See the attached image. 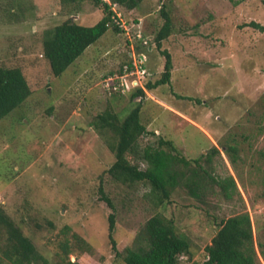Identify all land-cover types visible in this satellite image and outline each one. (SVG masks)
<instances>
[{
    "label": "rangeland",
    "instance_id": "1",
    "mask_svg": "<svg viewBox=\"0 0 264 264\" xmlns=\"http://www.w3.org/2000/svg\"><path fill=\"white\" fill-rule=\"evenodd\" d=\"M9 2L0 0V64L20 65L32 93L0 120V203L48 264L76 257L79 264H125L108 238L109 213L120 251L140 243L137 236L153 214L171 218L192 244L191 259L182 255L179 264H203L215 223L244 210L256 242L264 244V31L245 25L251 20L264 24V0H142L133 9L122 8L125 32L108 28L57 76H51L40 53L43 32L70 15L93 25L102 9L83 1L76 13H63L52 0H18L23 10L12 8L20 14L12 19ZM162 6L171 15L172 32L161 49L171 54L173 68L170 83L145 89L141 117L147 132L141 146L169 139L181 155L200 158L215 178L232 174L239 191L230 198L216 183L207 186L201 200L178 185L156 206L149 184L128 185L107 174L100 178L115 157L107 145L110 136L92 121L109 104L124 117L137 102L131 93L112 96L104 78L132 52L146 56L144 82L160 76L165 58L152 37L164 20ZM228 144L238 148L232 163ZM214 145L221 153L211 154L206 163L203 155ZM45 219L53 226H35Z\"/></svg>",
    "mask_w": 264,
    "mask_h": 264
},
{
    "label": "trees",
    "instance_id": "2",
    "mask_svg": "<svg viewBox=\"0 0 264 264\" xmlns=\"http://www.w3.org/2000/svg\"><path fill=\"white\" fill-rule=\"evenodd\" d=\"M83 1H90L102 9L103 15L99 21L93 25H84L76 22L70 15L43 32L40 53L48 63L51 76H57L65 71L108 28L123 31L112 18L113 11L109 4L103 0H52L54 7L63 13H76ZM114 1L118 2L121 9L123 7L133 9L142 0ZM17 5H20L18 0H10L6 6L8 15L12 19L20 18V14L12 9ZM18 8L23 10L21 6ZM160 14L164 19L163 23L152 37L165 58L160 76L154 81L145 80L143 86H133L125 93L119 91L110 93L114 97L131 93V99H136L137 102H134L124 117H120L109 104L96 114L92 121L99 132H107L110 136L107 145L115 157L114 162L103 170L100 178L107 174L114 180L128 185L147 183L155 197L156 206L167 201L171 191L178 185L184 186L190 195L201 200L207 186L216 183L223 195L230 198L234 191H239L237 181L232 174L222 179L215 178L207 167L200 163V158L190 160L181 155L169 139L159 137L155 144L141 146L140 138L147 132L141 117V99L146 96V90L170 83L173 68L171 54L168 50L161 49L162 41L172 32L171 15L165 6L160 9ZM245 25L264 31V24L255 20ZM131 61L129 57L116 72L121 73L125 65H131ZM31 93L32 89L20 65L0 64V120L20 107ZM225 148L230 156V162H234L238 148L232 144L226 145ZM215 153L220 154L221 151L214 145L209 153L203 155L204 161L210 163L211 154ZM262 156L264 157V152ZM141 161L147 163L145 169L139 167ZM191 163H194V166L189 168ZM178 165L182 168L176 169ZM99 191L102 193L101 187ZM102 199L109 206L112 205L110 199L103 193ZM43 224L53 226L52 221L48 219L41 223L36 222L35 226L41 227ZM215 225L216 232L203 248V264H264V244L256 242L253 222L247 210L222 218ZM113 230L114 215L109 213L108 238L115 255L120 256L125 264H179L180 256L186 255L189 259L192 257V244L188 236L178 233L174 221L162 213L157 212L147 219L137 236L141 244L135 247L118 250ZM78 240L81 244L90 247L83 238L78 237ZM62 247L68 257V243L63 244ZM2 260L8 261L9 264H48V260L38 251L31 237L24 233L21 225L0 203V261ZM66 264H79V259L76 257L73 262L67 260ZM191 264L198 262L192 261Z\"/></svg>",
    "mask_w": 264,
    "mask_h": 264
},
{
    "label": "built area",
    "instance_id": "3",
    "mask_svg": "<svg viewBox=\"0 0 264 264\" xmlns=\"http://www.w3.org/2000/svg\"><path fill=\"white\" fill-rule=\"evenodd\" d=\"M107 2L110 9L113 11L112 18L115 23L125 32L127 26L126 21L121 18V7L117 1L103 0ZM138 35V33H137ZM140 38L141 35H138ZM131 65H125L121 73L116 72L104 78L106 89L111 93L119 91L121 93L127 92L133 86H143L144 78L146 77V56L143 53H130Z\"/></svg>",
    "mask_w": 264,
    "mask_h": 264
},
{
    "label": "crops",
    "instance_id": "4",
    "mask_svg": "<svg viewBox=\"0 0 264 264\" xmlns=\"http://www.w3.org/2000/svg\"><path fill=\"white\" fill-rule=\"evenodd\" d=\"M258 22V21H257ZM260 23V22H259ZM262 24V23H261Z\"/></svg>",
    "mask_w": 264,
    "mask_h": 264
}]
</instances>
